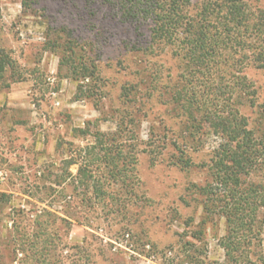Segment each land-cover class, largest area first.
<instances>
[{"label": "rangeland", "instance_id": "rangeland-1", "mask_svg": "<svg viewBox=\"0 0 264 264\" xmlns=\"http://www.w3.org/2000/svg\"><path fill=\"white\" fill-rule=\"evenodd\" d=\"M246 1L264 9V0ZM147 36L146 27L122 20L101 0H36L31 9L22 0H0V193L7 195L0 200V264H19L24 255L13 260L14 239L32 233L37 219L50 218L67 230L56 264H69L77 245L89 250L86 264L224 259L225 221L214 215L203 222L200 189L221 140L208 134L195 142L182 131L184 117L161 92L178 78L180 61L167 49L139 51ZM70 39L80 56L94 61L95 80L60 65L63 53L55 45ZM246 73L263 101L264 69L250 66ZM112 137L114 148L137 161V196L118 197L125 212H116L109 199L108 205L89 199L94 183L87 188L73 178ZM252 180L262 178L253 174ZM260 238L264 254V226Z\"/></svg>", "mask_w": 264, "mask_h": 264}, {"label": "trees", "instance_id": "trees-1", "mask_svg": "<svg viewBox=\"0 0 264 264\" xmlns=\"http://www.w3.org/2000/svg\"><path fill=\"white\" fill-rule=\"evenodd\" d=\"M101 1L122 20L138 29L147 28L146 45L139 51L154 54L167 49L180 61L178 78L161 92L163 97L169 94L173 109L184 117L182 131L187 138L199 142L215 134L221 140L212 152L208 181L200 188L203 222L214 215L225 221V233L219 238L224 259L213 264H264V254L258 251L264 226V100H258L257 88L246 73L250 66L264 69V9L246 0ZM35 3L22 0L24 9ZM55 46L63 53L61 66L84 80L97 78L94 61L79 55L73 39ZM157 79L149 82L150 92L157 88ZM141 80V85L148 83ZM248 107L254 119L246 113ZM114 139L107 138L108 146L98 157L86 158L81 173L73 178L87 188L94 183L92 196L86 192L89 199H109L117 203L116 212H123V201L136 195L137 161L120 147L114 148ZM178 162L191 164L188 159ZM253 174L262 180H252ZM113 183L118 189L108 191ZM6 196L0 193V200ZM50 219H37L32 233H19L13 260L21 251L24 256L19 264L57 263L59 248L67 246L63 240L67 230L62 233ZM75 248L69 264H86L87 246ZM196 264L204 262L199 259Z\"/></svg>", "mask_w": 264, "mask_h": 264}]
</instances>
